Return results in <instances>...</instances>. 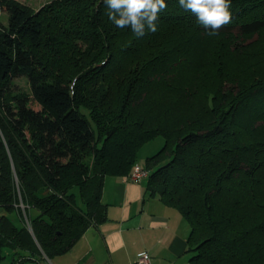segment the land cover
<instances>
[{"label": "trees", "instance_id": "16d2710c", "mask_svg": "<svg viewBox=\"0 0 264 264\" xmlns=\"http://www.w3.org/2000/svg\"><path fill=\"white\" fill-rule=\"evenodd\" d=\"M49 3L0 0V264L66 252L106 219L104 176L128 174L158 135L147 190L188 222L190 262L264 264V62L241 74L259 54L264 0H231L215 35L166 0L139 39L102 0ZM56 5L78 14L57 19Z\"/></svg>", "mask_w": 264, "mask_h": 264}, {"label": "crops", "instance_id": "0c3cea01", "mask_svg": "<svg viewBox=\"0 0 264 264\" xmlns=\"http://www.w3.org/2000/svg\"><path fill=\"white\" fill-rule=\"evenodd\" d=\"M101 200L106 219L90 225L66 252L43 256L47 264H132L141 251L150 254V264H192L188 222L158 193H149L147 178L106 175Z\"/></svg>", "mask_w": 264, "mask_h": 264}, {"label": "clouds", "instance_id": "9594fccd", "mask_svg": "<svg viewBox=\"0 0 264 264\" xmlns=\"http://www.w3.org/2000/svg\"><path fill=\"white\" fill-rule=\"evenodd\" d=\"M109 20L119 29H130L139 39L158 31L160 12L167 9L166 0H102ZM179 5L195 15L208 35H215L231 23V0H178Z\"/></svg>", "mask_w": 264, "mask_h": 264}, {"label": "rangeland", "instance_id": "374dc122", "mask_svg": "<svg viewBox=\"0 0 264 264\" xmlns=\"http://www.w3.org/2000/svg\"><path fill=\"white\" fill-rule=\"evenodd\" d=\"M18 2L28 6L33 12L38 11L39 9L43 8L44 6H47L50 4L52 0H17ZM48 9V8H47ZM78 8L76 7H69L65 5H56L52 11V15L55 16V18L64 20L68 19L72 15L75 17L78 14ZM7 13L5 11L0 12V21L2 23L7 22ZM255 39V38H254ZM253 39H250L249 42H251ZM83 45V44H82ZM84 46V45H83ZM256 51H250L249 55H247V59H244V65L241 68V74L243 75H249L252 72H255L256 70H260L259 67L255 66L256 62H264V34L262 36V40L259 44V54L255 57ZM44 55V54H43ZM242 60V58L238 57ZM62 60V57L59 58ZM256 68V69H254ZM14 84V88L18 89L20 92H26L30 93L29 83L25 76H18L13 78L12 80ZM262 137H264V131L260 133ZM164 143V139L161 135H158L154 137L153 139L145 142L140 149L138 150L136 160L138 164L143 165L146 160V156L153 154L154 152L158 151L161 146ZM32 213V212H31ZM9 217L17 224L22 223L19 216L16 214V212H11L9 214ZM8 259V257H6ZM21 264H36L33 261H23Z\"/></svg>", "mask_w": 264, "mask_h": 264}, {"label": "built area", "instance_id": "2783aa9c", "mask_svg": "<svg viewBox=\"0 0 264 264\" xmlns=\"http://www.w3.org/2000/svg\"><path fill=\"white\" fill-rule=\"evenodd\" d=\"M149 171L143 165L135 163L131 171L128 173V178L133 181H139L142 178H147ZM151 256L147 251H141L136 255L132 264H150Z\"/></svg>", "mask_w": 264, "mask_h": 264}]
</instances>
